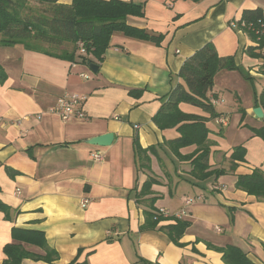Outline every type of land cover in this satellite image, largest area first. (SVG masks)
<instances>
[{"label":"crops","instance_id":"1","mask_svg":"<svg viewBox=\"0 0 264 264\" xmlns=\"http://www.w3.org/2000/svg\"><path fill=\"white\" fill-rule=\"evenodd\" d=\"M119 1L143 5V17L128 16L126 23L162 34L159 46L114 34L96 74L69 42L0 47L6 78L0 84V264L13 229L43 233L58 254L51 264H226L223 250L229 246L253 264H264V197L237 185L240 176L264 177V118L253 113L261 108L264 115V48L256 51L260 58L245 54L256 43L235 28L245 10L259 8L264 19V0ZM59 3L69 6L72 0ZM207 43L220 57L232 56L250 76L219 71L207 95L218 102L219 93L229 91L247 128L237 123L230 128L225 115V125L217 119L221 128H229L226 147L223 129L208 122V164L215 174L197 181L189 162L176 159L175 166L170 158L176 157L166 142L177 133L160 130L153 119L184 61ZM66 95L86 97L85 119L64 123L49 113ZM108 133L113 134L108 147L85 144ZM135 143L155 148L147 154L149 168L139 167ZM238 147L243 159L231 157ZM149 177L156 182L150 194L140 195ZM149 210H164L168 217L160 215L151 227L145 224ZM182 211L179 220L189 227L175 243L160 227L174 223ZM23 246L43 255L37 247ZM20 264L49 263L25 259Z\"/></svg>","mask_w":264,"mask_h":264},{"label":"trees","instance_id":"2","mask_svg":"<svg viewBox=\"0 0 264 264\" xmlns=\"http://www.w3.org/2000/svg\"><path fill=\"white\" fill-rule=\"evenodd\" d=\"M190 1L198 3L202 0ZM143 10L142 4L119 0H72L69 6L60 4L59 0H0V47L32 41L50 46L69 42L78 49L77 45L81 43L85 52L79 56L81 63H93L98 66L114 34H122L155 46L161 44L164 38L162 34H152L127 25L128 16L143 17ZM235 28L243 31L256 43L253 47H247L244 53L260 58L262 55L256 51L264 48L262 10L258 8L243 11ZM71 58L73 59V56ZM222 70L237 71L244 79L250 80L249 74L235 64L232 56L220 57L212 43H207L195 51L184 61L175 83L164 97L162 106L153 119L160 130H174L177 133V137L166 144L177 159L189 162L190 175L197 181L215 174V171H209L210 130L207 124L213 119L224 118L223 115L216 114L207 95L212 89L214 76ZM5 79V73L0 67V84ZM181 104L198 108L205 116L184 112L179 108ZM190 147L195 149L190 155L182 156L179 153L181 149ZM154 151V147L141 149L135 143V154L140 168H149L147 154H153ZM243 151V147H238L231 157L243 159ZM7 172L13 173L10 169H7ZM155 182L149 177L143 183L140 195L150 194L149 191ZM237 185L249 194L264 197V177L258 173L238 177ZM149 203L152 206L153 200L150 199ZM2 208L3 205L0 204V209ZM144 213L145 224L151 227H156L162 220L158 211L149 210ZM154 215L157 220L153 219ZM173 219L174 223L161 226L160 230L173 242L178 243L189 223ZM11 237L12 243L3 248L6 257L3 264H20L25 259L51 264L58 258L57 252L47 245L41 232L13 229ZM24 244L41 249L43 255L28 252ZM222 259L226 264H253L240 249L233 246L223 250Z\"/></svg>","mask_w":264,"mask_h":264},{"label":"built area","instance_id":"3","mask_svg":"<svg viewBox=\"0 0 264 264\" xmlns=\"http://www.w3.org/2000/svg\"><path fill=\"white\" fill-rule=\"evenodd\" d=\"M78 49L80 50L81 54H85L83 45L79 43L77 45ZM84 79H87V76L82 75ZM86 100V97L84 96H75V95H66L64 97H61L58 99L56 105L49 109V113L56 115L60 118V120L64 123H68L72 121L73 119H85V112L83 110V105ZM219 122L222 125L226 124V119H219ZM93 159L99 161L101 160V156L98 154L92 155ZM87 203V201H83L82 205L84 206ZM191 202L186 201V204L189 205ZM160 215L164 217H168V213L164 210L158 211ZM185 216L184 211L176 214L174 218L181 219Z\"/></svg>","mask_w":264,"mask_h":264},{"label":"rangeland","instance_id":"4","mask_svg":"<svg viewBox=\"0 0 264 264\" xmlns=\"http://www.w3.org/2000/svg\"><path fill=\"white\" fill-rule=\"evenodd\" d=\"M79 51H80L79 49L76 50V52L80 53V55H84V54H81V52H79ZM221 94L225 97V99L222 98ZM221 94L219 93L220 96L218 95V98L220 101L217 102L215 99H213L211 101L216 114L227 116L229 119V122H230L229 123L230 128L233 127V125L237 123L243 129H246L247 127H246L245 121H244V119H245L244 112L242 110V107H239L238 101L233 100V95H231L229 93V91L222 90ZM181 107H183V110L185 112L196 113V114L202 113L201 110H199L198 108H195L193 106H190V105L183 104V105H181ZM227 117H226V119H227ZM212 121L214 123H216V119H213ZM216 126H217V128H220L221 130L223 129V128H221V125H219V124H217ZM228 129L229 128L223 129L224 136L222 137L224 139V141H226L224 144V146H226V147L230 146L229 140H231L230 138H227L225 136ZM170 158L174 161L175 166H177V164H178V163H176L177 158L174 159L172 156H170ZM168 168L173 169V165L171 166V164H169ZM153 219L157 220L158 218H156V216L154 215Z\"/></svg>","mask_w":264,"mask_h":264},{"label":"water","instance_id":"5","mask_svg":"<svg viewBox=\"0 0 264 264\" xmlns=\"http://www.w3.org/2000/svg\"><path fill=\"white\" fill-rule=\"evenodd\" d=\"M87 67L94 74H96L99 70V67L93 63H88ZM253 113L255 117L258 119L264 118L261 108H255L253 110ZM112 141H113V134L108 133L105 135L94 137L92 139H88L85 141V144L90 145V146H96V147H108L111 145Z\"/></svg>","mask_w":264,"mask_h":264}]
</instances>
